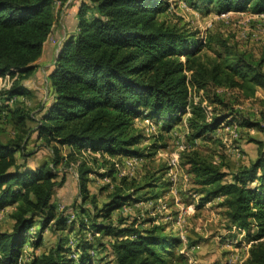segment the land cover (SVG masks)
<instances>
[{"label":"trees","instance_id":"1","mask_svg":"<svg viewBox=\"0 0 264 264\" xmlns=\"http://www.w3.org/2000/svg\"><path fill=\"white\" fill-rule=\"evenodd\" d=\"M193 2L214 6L220 13L264 14V0ZM167 6L166 0H82L76 31L62 43L48 72L53 99L43 105L35 129L27 127L34 117L25 108L2 109L11 114L19 132L7 141L0 133V207L14 206L12 229L0 228V264H19L26 248L35 251L44 246L49 230L58 233L55 244L34 253L24 264H97L94 255L99 247L109 249L110 264L173 263L175 248L183 243L180 237L167 233L162 225L118 228L112 217L131 202L161 198L167 172L157 171L140 181L123 176L103 207L94 205L97 211L89 221L81 211L80 230L98 235L97 244L80 239L75 249L67 245L78 213L59 212L54 198L67 179L54 168L78 162L85 151L119 160L154 156L155 143L141 147L147 135L139 119H153L169 132L183 121L189 107L186 124L191 147L205 136L216 135L224 123L259 126L223 99H215L217 107L209 113L203 99L195 101L192 88L199 93L210 86L238 89L253 98L264 89V58L242 50L220 33L202 37L198 31L170 24L160 18ZM55 22L53 0H0V76L18 74L5 91L8 99L28 94L22 82L36 71ZM35 135L54 155L51 161L32 167L28 161L34 152L28 146ZM164 138L161 135L159 141ZM256 142L257 158L232 174L212 155L196 149L183 155L202 202L223 198L230 229L247 234L250 248L243 264H264V141ZM66 146L71 147L67 156L61 153ZM105 162L110 166L102 176L117 178L116 161ZM92 174L97 173L89 160H82L79 185L84 200L91 193ZM228 176L231 181H225ZM116 222L122 225L125 218L119 216ZM106 238L108 243H102Z\"/></svg>","mask_w":264,"mask_h":264},{"label":"rangeland","instance_id":"2","mask_svg":"<svg viewBox=\"0 0 264 264\" xmlns=\"http://www.w3.org/2000/svg\"><path fill=\"white\" fill-rule=\"evenodd\" d=\"M53 3L56 11V25L48 42L45 44L44 53L38 63L36 71L22 82L28 87V94L21 96L13 107L25 108L34 117L27 121V127L35 129L37 119L41 117L43 105L53 99V89L48 79V72L53 67L57 54L66 38L76 31L78 8L82 0H57ZM194 0H166L168 10L160 14V18L166 19L170 24H177L192 32L198 31L202 37L220 33L230 43L238 45L242 50H246L258 59L264 58V16H255L250 11L230 12L222 15L213 6L207 7L200 4L194 5ZM165 7V5H164ZM91 15V12L89 13ZM8 86L0 83V133L4 140L12 139L19 132L15 120L11 114H5L7 95L5 91ZM30 90V91H29ZM192 95L201 97L205 104L212 110L216 106L214 100L219 98L229 103L241 115L254 122H258L257 127H244L234 124L235 128L229 130L221 129L219 136H207L194 142L189 149L199 150L205 155H212L219 165L223 164L224 170L230 174L238 171L240 167L252 163L258 156L259 145L256 140L264 141V89H260L253 98L245 97L238 89L210 86L205 92L199 93L192 88ZM138 125L147 135L141 147L151 144L157 145L154 156L147 157L140 165H134L130 170L122 168L126 172L125 177L129 179L142 180L144 177L158 173L167 172L170 168L171 159L178 154L180 157L177 182L174 183L166 175L165 184L160 188L162 191V201L149 204L147 202H137L127 204L128 207L113 213L114 221L122 216L125 222L118 228L129 225L149 228L152 225H162L166 232L184 237L182 245L175 248V258L172 264H243L247 259L250 243L247 234L243 231L230 229L225 209L221 206L222 198H216L209 203L202 202V195L198 192L199 186L195 184L194 175L189 172V166L184 164L183 151L180 148L182 140L189 142L186 128V118L183 117L179 127L175 126L171 131L162 129L161 123L156 130L147 132L143 120H137ZM185 121V122H184ZM17 131V132H16ZM165 133V134H164ZM164 135V139L159 141V137ZM226 141V143L224 142ZM190 143V142H189ZM231 149V150H230ZM28 151L34 154L29 158V165L35 167L39 164L52 160L54 152L50 147H45L33 136L28 146ZM71 147H62V155L67 156ZM85 157V158H83ZM93 158H97L94 163ZM78 162L70 161V164H61L55 171L66 174V183L55 195L58 211H68V213H78L75 230L68 234V246L75 249L78 240L92 241L98 243V235L90 230H80L81 211H84L85 221L93 217L98 209H101L110 195L115 191V187L121 178L116 173L117 178L103 177L109 170L110 164L105 161H118L119 158L111 159L108 155L101 156L93 152L85 151L78 156ZM89 160V165L93 167L97 174L90 176L91 190L87 200L83 199L79 185V166L82 160ZM122 160L118 163H121ZM105 164V165H104ZM156 173V175H160ZM228 176L225 181H231ZM138 201L134 199V202ZM188 208L185 219L178 220L181 213ZM14 211L13 205L0 207V228L3 231H10L14 220L11 217ZM80 213V214H79ZM89 221V220H88ZM106 222V220L99 219ZM39 225L35 227L37 231ZM58 233L51 230L44 235V246L38 250L32 247L26 248L24 261L29 262L34 253L41 254L48 247L53 246ZM110 238H106L102 243H108ZM249 255V253H248ZM97 264H110L112 255L108 248L99 247L94 255ZM103 261V263H102Z\"/></svg>","mask_w":264,"mask_h":264},{"label":"built area","instance_id":"3","mask_svg":"<svg viewBox=\"0 0 264 264\" xmlns=\"http://www.w3.org/2000/svg\"><path fill=\"white\" fill-rule=\"evenodd\" d=\"M57 2H59V1L53 0V3H57ZM228 13H230V12H228ZM228 13H221V14L222 15H225V14H228ZM257 16H264V14H257ZM17 78H18V74L15 75V76H12L11 74H6L4 76H0V83H4V85H7L8 86V89H10ZM200 98H201L200 96L199 97L194 96L195 101H199ZM17 99H19V98L18 97H10L8 99V97H7V101H6L7 104H8L7 106L8 107H10V106L13 107L14 106V103L17 101ZM210 111H211V109L208 108V112L209 113H210ZM187 114L188 115L191 114L189 107L187 108ZM143 122H144V124L146 126V131L147 132H153L154 130H156L158 124H160V123L157 124L155 122V120L150 119V118L143 119ZM234 124H236V123H234ZM234 124L233 125H229L227 123H224L223 124L224 126L221 129H227V130H229L230 128H235L234 127L235 126ZM186 128H187V134H189V128H188L187 124H186ZM224 142L226 143V141H224ZM180 148L183 151L189 150L191 148V144L189 142H186V141L182 140L181 143H180ZM120 159L122 160V162L121 163H118L121 160L116 161V167H117V173H119L121 177L127 175L126 172L123 171L122 168H128L130 170L134 165H136V166L137 165H140L144 161V158L143 157H139V156H125V157H122ZM179 161H180V157H179L178 154H176L171 159V161L169 163L170 168H169V170L167 171V174H166V175H168L171 178V180L174 183L177 182V172H176V170H178ZM157 201L158 202H161L162 201V198H159ZM156 202L155 201H150V202H147V203L153 204V203H156ZM126 207H128V206L125 205L124 208H126ZM187 213H188V208L185 209V211L179 215L178 220L179 221L184 220L185 219V216L184 215H186ZM236 230H239V231H242V232L244 231V230H240V229H236ZM180 238H181L182 241H184L183 240L184 239L183 236H181ZM24 263H25L24 259H21L20 262H19V264H24Z\"/></svg>","mask_w":264,"mask_h":264},{"label":"crops","instance_id":"4","mask_svg":"<svg viewBox=\"0 0 264 264\" xmlns=\"http://www.w3.org/2000/svg\"><path fill=\"white\" fill-rule=\"evenodd\" d=\"M76 15H77V12H76ZM253 15H255V16L257 17V14H253ZM56 19H57V18H56ZM55 25H56V22H55V24H54V27H55ZM54 27H53L52 33H53V31H54ZM52 33L50 34V36L52 35ZM50 36H49V37H50ZM48 40H49V38H48ZM48 40L46 41V43L48 42ZM46 43H45V44H46ZM44 48H45V47H44ZM40 60H41V59H40ZM40 60H39V61H40ZM39 61H38V63H39ZM54 62H55V61H54ZM50 70H51V69H50ZM50 70H49V71H50ZM25 87L28 89V87H27L26 85H25ZM29 91H30V90H29ZM18 98H19V100L21 99L20 97H18ZM10 108H14V107H11V106H10ZM189 116H190V115H188V114L186 113L184 117L187 119V117H189ZM143 119H146V118H142L141 120H143ZM139 120H140V119H139ZM184 122H185V121H184ZM182 123H183V122H182ZM144 125H145V124H144ZM176 126L179 127L180 125L178 124V125H176ZM224 130H227V129H224ZM220 132H221V131H219V132L217 133V136L220 134ZM230 150H231V149H230ZM176 172H177V176H178V174H179L178 170H176ZM222 199H223V198H222ZM208 203H209V202H208ZM244 232H245V231H244ZM248 251H249V250H248ZM247 257H248V253H247Z\"/></svg>","mask_w":264,"mask_h":264}]
</instances>
